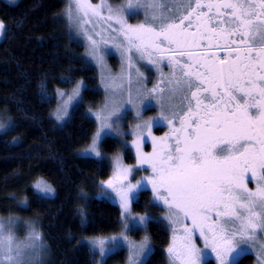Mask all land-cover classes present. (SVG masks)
Returning a JSON list of instances; mask_svg holds the SVG:
<instances>
[{
  "label": "snow or ice",
  "instance_id": "1",
  "mask_svg": "<svg viewBox=\"0 0 264 264\" xmlns=\"http://www.w3.org/2000/svg\"><path fill=\"white\" fill-rule=\"evenodd\" d=\"M141 9L144 20L129 23ZM66 15L86 37L88 56L99 66H105L102 46L114 40L120 41L115 47L127 60L126 73L102 76L105 103L86 113L95 117L98 127L88 147L78 153L101 166L110 163L112 173L99 187L101 195L117 201L121 210L120 233L87 241L90 250L99 254L100 264L123 248L129 253L128 264H147L153 252L150 237L145 235L137 243L128 233L157 222L151 213L132 211L138 194L149 186L153 207L165 209L160 219L172 228L169 264H208V249L216 264H239L249 245H258L257 264H264V243L258 244L264 236V0H179L171 5L168 0H127L116 6L105 0L98 5L70 0ZM94 18L109 22L110 35L89 34ZM6 27L0 21V34ZM134 55L157 70L167 59L170 114L162 110L157 117L143 118L153 106L152 96H163V89L142 86L147 78L134 66ZM62 81L71 84L72 78ZM83 91H87L83 80L70 91L56 90L52 116L58 124L62 126L79 109ZM42 97L45 102L53 99L47 92ZM160 106L163 109V101ZM132 110L139 122L125 132L120 124ZM161 120L167 122L169 132L155 137L152 129ZM13 126L11 118L0 123L4 131ZM113 134L134 137L136 169L124 164L121 155L107 157L101 150ZM146 137L152 142L150 153L143 150ZM121 144L125 150L130 147L127 140ZM139 168L150 170L149 175L132 183V173ZM249 176L256 182L254 190L248 187ZM32 188L42 195L55 193L43 177ZM21 203L26 205L27 198ZM17 222L15 217L0 219V264H43L46 246L41 234L33 226L27 243L20 242L12 231ZM197 239L203 241V248L197 246Z\"/></svg>",
  "mask_w": 264,
  "mask_h": 264
},
{
  "label": "trees",
  "instance_id": "2",
  "mask_svg": "<svg viewBox=\"0 0 264 264\" xmlns=\"http://www.w3.org/2000/svg\"><path fill=\"white\" fill-rule=\"evenodd\" d=\"M65 5L66 0H19L15 4L0 0V21L7 26L0 41V110L14 122L0 132V193L17 188L27 198L26 212L40 222L51 255L49 264H96L98 255L85 240L118 232L121 210L96 195L99 182L111 173L110 163L101 166L78 154L97 129L96 120L86 113L100 104L103 92L97 68L86 60L83 46L66 28L61 16ZM62 77H71L72 83L63 82ZM79 80L87 85L84 102L61 126L52 116L55 92ZM42 92L52 94L53 99L45 102ZM118 149V141L111 137L102 145L104 153ZM38 177L53 186L52 196L34 191ZM152 200L151 192L142 190L133 209L160 217L163 208L153 207ZM154 221L148 224L154 250L147 264H167L170 230L161 219ZM125 259L122 249L110 255L106 264ZM208 264L214 263L209 260ZM239 264H254V256L243 255Z\"/></svg>",
  "mask_w": 264,
  "mask_h": 264
},
{
  "label": "rangeland",
  "instance_id": "3",
  "mask_svg": "<svg viewBox=\"0 0 264 264\" xmlns=\"http://www.w3.org/2000/svg\"><path fill=\"white\" fill-rule=\"evenodd\" d=\"M2 1H5V2H7L9 4H15L19 0H2ZM105 2L106 3H110L113 6H116V5L126 4L127 0H105ZM168 2L171 5V3L179 2V0H168ZM208 2H209V0H205V3H208ZM69 3H70V0H66L65 8L63 9L62 14H61L63 20L65 21L66 28L68 29V32H69L71 38L76 40V41H78L83 46V48H84V51H83L84 57L86 58V60L88 62H90L92 65H94L97 68V71H98V74H99V86H100V88H101V90L103 92V98H102V101L100 102L99 105H97L96 107L89 108L93 112H95V111H97V110H99L100 108L103 107V105L105 103L106 96H107V93L105 92L104 87H103V85L101 83L102 76H107V75L117 76V75L121 74L122 71L126 73L127 72V60H126V58L124 56H122L121 51L118 48L115 47V44L120 42L119 40H114L113 42H110L109 44L102 46V50L105 53V66L103 68L101 66H99L94 60H91V58L88 56V53H89L90 49H89V43H88L86 37L81 33L79 28L76 25H74L72 22H70L68 20V18H67L66 9H67ZM90 3H92L93 5H98V4L101 3V0H90ZM107 14L108 13L105 10L103 12V15L107 16ZM143 20H144V14H143V9H141L140 10V14L131 16V18H129L128 22L131 23V24H136V23L142 22ZM108 23L109 22L103 21V20L97 21L94 18L93 21H92V24H90L88 26L89 34H92L93 32L104 31L105 37H107L108 35H110V33H108L106 31V29L108 27ZM93 25H95L94 28H93ZM111 26L112 27H116V25L114 23ZM4 34H5V31H4L3 34H0V41L3 39ZM133 64H134V66L136 68H139L140 72H142L144 74V77L147 78V79H145V80H143L141 82L142 86L144 88H146L148 90H151V89H153V87L159 86V88L163 89V96H161L159 94H154L152 96V105L153 106L149 110L144 111L143 118L145 120H147L150 117H157V116L160 115V112L162 110L165 111L166 114H170L169 105H168V98H169V95H170L169 88L171 87V85L167 83V78H168V74H169V72H167L168 70H165L163 64H161V69L157 70L154 66L148 65L147 61L140 60L139 57L135 56V55L133 57ZM165 72L167 73V78H165L166 76H164ZM162 74H163V79H162ZM133 79L134 80L136 79L135 71H133ZM72 87H70V88H61L60 90L70 91ZM57 99L58 98L56 97V100ZM161 101H163V105H164L163 109L160 106L161 105ZM176 102H178V101H176ZM91 117H93L95 119L94 116H91ZM8 118H9L8 114L4 113V112H1V110H0V123L6 122L8 120ZM138 122L139 121L136 119L135 110H132V111H130L128 113L127 118L121 122L120 127L125 132H131L132 129L134 128V126L136 125V123H138ZM96 123H97V121H96ZM176 126L178 127L179 125L177 124ZM97 127H98V123H97ZM3 131L4 130L0 129V132H3ZM167 132H169V127L167 125V122L163 121V120H161L152 129V135L155 136V137H163L165 135V133H167ZM110 137L114 138V139H116L118 141L119 149L117 151H115V152H109V153H104L103 152V153L107 157H114V156L119 154V155H121L123 157L124 164H126L128 166H132L134 169H136L138 167L137 166V160H136V152H135V148L131 147V142L134 139V137L132 135H128L126 137H121V136L116 135V134H113V136H110ZM122 140H127L128 144L130 145V147L127 150H125L123 148V146L121 144ZM88 145L86 147L82 148L80 150V153L85 148H87ZM143 150L145 152H148V153H150L152 151V142H151V139L148 138V137H146ZM129 156L131 158H133V159L130 160ZM149 172H150V170L146 171L144 168H139V170H134L133 173H132L131 182L135 183L141 177L149 175ZM111 173H112V169H111ZM111 173L106 178L102 179L101 181H106L110 177ZM38 178H40V177H38ZM248 179H249L248 187L250 189L254 190L255 187H256L255 180H252L251 176H249ZM100 182H99V184H100ZM99 184H98V186H99ZM16 189L15 190L11 189L8 193L6 191V192H4L3 195L0 193V219H7L9 217H15L16 218V220L18 222L13 225L12 231H13L16 239L18 241H20V242L27 243V237L29 235V231L34 226L35 229L41 234V236L43 238V244L46 246V250L44 251V253H43L42 257H41L42 262H43V264H49L50 259H51V255H50V252H49V249H48V245L45 242L44 234H43V230L41 228L40 222L37 219L31 218V217L28 216V214L26 212L27 208H28V201H27L26 205L22 204L21 202L25 200L24 194H22L21 191H17L18 189L17 190ZM146 190H149L151 192V194H152V197H153V193H152V191L150 189V186ZM52 195L53 194L45 195V196H52ZM96 195H99L100 197H103L101 195V188L100 187L96 191ZM107 200H109L110 202H112V203H114V204L119 206V203L117 201L110 200V199H107ZM132 211H133L134 215H142V214H145V213H151L149 211L136 212L133 208H132ZM151 215L153 216L154 220L160 219L161 217H163L165 215V209L163 208V213L160 215V217H157V216L153 215L152 213H151ZM162 221L165 223V225L168 226V228L170 230L171 238H172V228L170 227L168 221L167 220H162ZM122 230H123V225L121 226V229L118 232L113 233L111 235H117ZM111 235H108V236H111ZM128 235H129L130 239L134 240L137 243H139L144 238L145 235L149 236L150 237V245H151V247L154 250V246H153L152 238H151V235H150V232H149V229H148V225H147L146 229L141 228L138 231L129 232ZM197 236H198V233H197ZM89 239L90 238H87L85 240L86 243H87V241ZM196 243H197L198 247H200V248L204 247L203 241L201 239H197ZM259 243H264V236L259 238L258 244ZM248 247H249V252L247 254H252L254 256V264H257L258 245H256V246L249 245ZM167 248H166V253H167ZM123 249L126 252V259H125V262L120 263V264H128L129 253H128L127 248H123ZM120 250H122V249H118V250L114 251L112 254H114V253H116L117 251H120ZM207 251H208V256L206 257V260L207 261L212 260L213 263L216 264L215 255L213 253H211L210 249H208ZM97 255H98V261H97L96 264H100L101 258H100L98 253H97ZM109 256H107L106 259ZM167 257H168V254H167ZM167 264H169V258H168Z\"/></svg>",
  "mask_w": 264,
  "mask_h": 264
},
{
  "label": "flooded vegetation",
  "instance_id": "4",
  "mask_svg": "<svg viewBox=\"0 0 264 264\" xmlns=\"http://www.w3.org/2000/svg\"><path fill=\"white\" fill-rule=\"evenodd\" d=\"M194 2H195V0H193V3ZM209 2H210V0H209ZM202 3H205V0H202ZM162 64H163L165 70H168L167 72L170 73L171 69L169 67H167V59H165L164 61H162ZM164 76H166L165 78H167V73L166 72H165V75Z\"/></svg>",
  "mask_w": 264,
  "mask_h": 264
}]
</instances>
